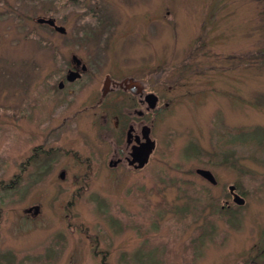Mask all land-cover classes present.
I'll list each match as a JSON object with an SVG mask.
<instances>
[{
	"label": "rangeland",
	"instance_id": "rangeland-1",
	"mask_svg": "<svg viewBox=\"0 0 264 264\" xmlns=\"http://www.w3.org/2000/svg\"><path fill=\"white\" fill-rule=\"evenodd\" d=\"M165 1L162 24H149L157 37L151 31L150 47L140 48L126 27L137 37L155 0H101L99 14L83 19L74 7L57 10L58 0H6L0 264H102V256L107 264H264V64L254 60L264 48V0ZM39 18L68 33L38 26ZM85 42L130 46V62L156 53L152 68L166 60L168 78L157 84L169 106L147 119L156 148L140 171L108 166L116 151L125 154L129 99L110 95L103 108L83 111L102 81L80 82L67 98L51 88ZM115 51L109 58L127 63ZM239 128L255 131H224Z\"/></svg>",
	"mask_w": 264,
	"mask_h": 264
},
{
	"label": "flooded vegetation",
	"instance_id": "flooded-vegetation-1",
	"mask_svg": "<svg viewBox=\"0 0 264 264\" xmlns=\"http://www.w3.org/2000/svg\"><path fill=\"white\" fill-rule=\"evenodd\" d=\"M155 1H157L156 3H154L156 5L151 6V8H154L155 14L153 16H148V20H142L143 22H141V24H143L139 27L140 31L137 37L132 36L135 33L134 25H129L126 27V33L129 34V36L127 37H131L130 39L132 40L139 39L142 42L138 45V47L140 48L150 47L151 41H145L147 39H152L150 37L148 38L149 33H156L154 26L149 27V24L151 22H157L158 19L159 20L157 23L162 24L163 10L165 11V15H167L168 13L166 10L167 3L165 0ZM72 7H74L79 14H82V19L85 17L96 16L100 12L99 9L102 10L101 0H58L57 4L55 5V8H57V10L65 9L68 12L72 11ZM6 15V0H0V18H3ZM47 19H52L54 21V25L56 27L63 28L64 32L60 33L57 32L54 27L48 26L46 24L36 23L38 24V26L47 28L48 30L58 34L59 36H66L68 32L65 27L58 25L57 21L53 18ZM112 27L110 26L108 28L112 30L114 29ZM109 33H111V31H109ZM153 36L157 37V34ZM153 39L156 40L157 38ZM130 42L132 41L130 40ZM132 43L134 44V42ZM72 44L73 43L71 41L65 43V45L69 48L72 47ZM113 45L117 44L115 43ZM99 47H102L101 43L99 45L95 42H85L82 44V47L78 48L79 50L77 49L79 52L78 55L72 53V51L70 50L69 63L66 65V69L57 76V81L55 85H52L51 88L53 91H56L58 93L64 92V95L67 98L73 94V87H75L80 82L102 81L103 84L100 92V98L96 100L95 105L85 107L83 111L92 110L95 108L100 109L101 107L103 108L105 99L110 95L112 96L115 94L114 97L117 102L120 101L121 98L129 99L127 108L131 109L133 115L135 116V120H132L131 123H126L125 132L123 131L124 134H121V136L119 137L120 142H123L124 140L125 154L116 151L117 159L115 161H110L108 163V166L112 170H115L120 167L122 163H126L130 168H132L133 171H140L149 163V160L156 148L155 141L151 139V133L154 130L151 125L147 124V119L149 118V116H157L158 114L161 115L169 106V103L163 101V98L161 96V94L163 93L162 85L157 84L159 81L163 82L168 78L167 68L165 67L166 60L161 59L160 61H158V67L152 68L153 64L157 61L155 59L159 57V55H157L156 53H150V55L147 54L146 56L139 55L140 58L138 61L133 60L134 62H130L128 61L129 50L131 48L130 46L119 48L117 47V49L110 47L107 44L104 48ZM125 48L126 52L124 51ZM102 49L105 53L102 52ZM114 51L118 56L122 57V60L124 58L123 62L127 63H117L113 58H109V56H113ZM104 55L107 59L102 58ZM161 56L166 59L165 54H160V57ZM54 58L57 59V54L55 53ZM71 74H74V76L76 77V79L72 82L68 80V76H70ZM105 82L108 83L107 86H104ZM126 82H137L139 83V85L131 89L127 88ZM148 83L155 84H152L150 86ZM129 119L130 118H127L126 120ZM116 120L119 121L118 118H116ZM150 142L154 143V148L149 156L147 164L142 169H135L134 166L137 165L136 163L129 165L128 160H133V158L137 156L141 150H144V144H150ZM120 155H123V157H120ZM114 163H116V165H114Z\"/></svg>",
	"mask_w": 264,
	"mask_h": 264
},
{
	"label": "water",
	"instance_id": "water-1",
	"mask_svg": "<svg viewBox=\"0 0 264 264\" xmlns=\"http://www.w3.org/2000/svg\"><path fill=\"white\" fill-rule=\"evenodd\" d=\"M38 24H46V25H48V26H51V27H54L55 28V30L57 31V32H60V33H63L64 32V30H63V28H61V27H56L55 25H54V21L52 20V19H42V18H39V19H37V21H36ZM72 75V76H71ZM70 76H68V80L69 81H74L75 79H76V77L74 76V74H71ZM127 83V82H126ZM107 84L108 83H104V86H107ZM139 85V83H137V82H129V83H127V88H134V87H136V86H138ZM154 97V96H153ZM154 99V98H153ZM154 104V103H153ZM152 106H154V105H152ZM144 150H141L139 153H138V155L137 156H135L134 158H133V160H128V163H129V165H132V164H134V163H136L137 165H135L134 166V168L135 169H142L146 164H147V162H148V159H149V156H150V154L152 153V151H153V148H154V143L153 142H150V144H144ZM112 164V163H111ZM110 164V165H111ZM114 165H116V163H114ZM195 173H196V175H198V176H200L202 179H204V180H206L208 183H210L211 185H216V180H215V178H214V176L212 175V173L211 172H209L208 170H204V169H197L196 171H195ZM63 177H64V172H61L60 173V179H63ZM229 192L233 195V202L235 203V204H237V205H242V203H243V199L241 198V197H239L238 195H236L235 193H234V191H235V187H233V186H230L229 188ZM36 211H35V214H37V208L35 209ZM30 211V210H29Z\"/></svg>",
	"mask_w": 264,
	"mask_h": 264
},
{
	"label": "trees",
	"instance_id": "trees-1",
	"mask_svg": "<svg viewBox=\"0 0 264 264\" xmlns=\"http://www.w3.org/2000/svg\"><path fill=\"white\" fill-rule=\"evenodd\" d=\"M255 56L256 57L254 58V60H255L256 64H258V65L264 64V48L260 52H258V56H257V53H256ZM261 60H262V63H261ZM224 131H225V133H228V134L243 135V134H246V133H254L253 131H255V130H254V128H249V129H247V128H239V129H227V130H224ZM258 141H259V142H257L258 144L259 143H262V144L257 145V148H262V147L264 148V132L262 133L261 138ZM192 154H194L195 156L197 155V154H195L194 151L192 152ZM234 193L237 195L236 191H234ZM101 259H102V264H107L105 262V256H102Z\"/></svg>",
	"mask_w": 264,
	"mask_h": 264
}]
</instances>
